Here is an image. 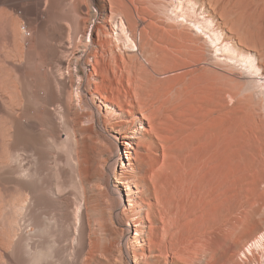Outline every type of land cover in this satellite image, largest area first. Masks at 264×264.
Returning a JSON list of instances; mask_svg holds the SVG:
<instances>
[{
	"label": "rangeland",
	"instance_id": "374dc122",
	"mask_svg": "<svg viewBox=\"0 0 264 264\" xmlns=\"http://www.w3.org/2000/svg\"><path fill=\"white\" fill-rule=\"evenodd\" d=\"M122 1L133 9L136 38L149 24L146 16L152 12L160 21L176 26L194 40L204 59L195 62L193 67L202 74L205 82L201 85V92L193 90L190 95L210 100L213 93L212 106L219 114L231 116V125L221 130L228 141L217 150L220 156L218 165L212 163L207 173L199 168L192 171L186 166L169 167L158 184L159 199L155 198L151 187L144 194L143 201L154 207L150 217L158 227L161 239L164 231L158 212L162 204H166L174 209L178 207L181 213L180 202L185 204L181 186L186 190L200 183L196 194L189 195L197 205L204 185L228 178L230 186L226 200L220 201L219 214L229 217L235 229L215 244H210L202 235L204 232L194 228L182 232L173 230V236L160 247L161 252L159 248L155 252L159 255L158 262L146 263L141 259L140 264H253L248 248L264 230V0ZM13 2L18 4L16 9L0 4V12L8 13L7 20L0 16V126H3L0 130L3 135L1 137L0 133V201L11 205L17 199H23L26 188L31 189L37 200L36 216L41 226V247L38 250L41 256L36 258V251L27 255L23 244L10 245L6 240L3 253L9 257L0 251V264H134L131 253L127 258L124 252L118 251L119 240L127 249L124 236L113 235L116 242L113 249L109 252L103 250L106 243L104 235H99V225H104L106 214L113 205L108 184L113 182L110 170L114 150L93 121L92 112L97 111L98 104L86 108L82 96L84 90L71 88L72 83H79V78L85 80L82 65L85 56L82 57L81 52L82 60L78 63L72 61L80 50H90L81 42V36L86 31L87 36L92 33L93 43H98L95 29L98 19H92L89 24L87 13L98 16L103 4L109 16L108 0H48L50 4L44 0L49 4L44 14L42 8L37 12L29 1ZM180 3L186 21H181ZM141 8H146L147 14L136 11ZM175 13L178 19L172 20ZM78 19L81 32L74 30ZM194 21L209 22L221 41L228 42L234 52L231 56L235 58L227 59L220 52L216 53L206 35L193 26ZM157 39H161L159 34ZM114 50L118 59L133 61L130 73L147 69L162 83L179 80L190 70L173 61H164L158 65L159 69H154L152 63L145 60V56L150 58L148 54L142 53L143 57L135 55L134 59L125 45ZM248 54L256 59L258 70L246 68L241 57ZM100 77L98 95L104 96V74L103 81ZM59 81L65 83L61 91L56 85ZM192 98L188 103L191 109L197 104ZM60 102L66 105V122L58 127L50 123L49 114H58ZM207 103L209 109V101ZM186 113L193 120L195 114L190 109ZM16 134L19 142L14 144ZM157 145L155 152L161 154L160 143ZM120 149V155L124 156L121 153L123 148ZM25 172L23 189L18 180ZM204 172L207 175L203 180ZM8 211L13 213V206ZM80 211L83 214L81 221L78 218ZM26 223L18 228L17 234L29 231ZM81 234L85 239L82 246L79 243ZM13 238L15 236L11 235ZM262 259L264 257L258 255L260 263L264 262Z\"/></svg>",
	"mask_w": 264,
	"mask_h": 264
},
{
	"label": "bare ground",
	"instance_id": "6f19581e",
	"mask_svg": "<svg viewBox=\"0 0 264 264\" xmlns=\"http://www.w3.org/2000/svg\"><path fill=\"white\" fill-rule=\"evenodd\" d=\"M24 1L34 4L37 12L42 8L43 14L45 7L50 4L48 0L49 4L44 0ZM99 2H104V0H99ZM117 2L118 0H108L109 16L103 4L100 6L98 16L87 13L89 24L92 19H98L95 25L98 43H93L92 33L87 36L86 31L81 36V42L88 45L90 50H80L77 57L76 55L75 57L72 56V61L80 62L82 60L81 52L82 57L85 56L82 64L85 70V80L79 78V83H72L71 88L84 90L82 96L86 108L96 106L95 103L98 104L95 107L97 111L92 112L93 121L96 126H99L114 150L110 170L113 182L108 184L113 205L106 214L107 222L105 221L104 225H99V235H104V242L106 243L103 250L109 252L113 249L116 243L113 235L118 234L119 238L126 237L127 245V249H125L120 240L117 241L119 253L124 252L127 258L130 257L131 253L134 264H140L141 259H144L146 263L158 262L159 255L155 252L158 248V251L161 252L160 247L167 238L173 236V230L182 232L194 228L199 232H204L202 235L209 239L210 244H215L230 235L235 229V225L229 217L219 214L220 201L226 200V193L229 190L230 181L228 178L204 185L197 205L195 199H190L189 195L196 194L200 189L198 187L200 183L198 182V186L191 185L186 190H183V186H181L180 192L185 194V204L183 201L180 202L181 213L178 207L174 209L166 204H162L163 207L158 212L164 231L161 239L158 236L159 229L150 217L154 207L151 203L147 204L143 201L144 194L151 187L155 198L159 199L160 188L158 184L162 181L164 171L169 167L175 169L178 166H186L190 167L192 171L199 168L206 170L207 173L212 163L217 162L218 165L220 156L217 150L222 144H227L228 141L227 135L221 134V130L222 128L225 130L231 125V116L219 114L212 106L213 93H211L210 100H206L204 96L192 98L190 95L193 90L201 92V85L205 82L202 74H198L199 71L193 67L195 62L199 63L204 59L194 40L176 29V26L160 21L152 12L146 16L148 19L146 21H149V24L142 28L138 38H136L133 34L135 27L133 9L122 0H119V4ZM15 3L13 0H0V4L12 9L18 7V4ZM179 8L181 21H186L187 16L183 12L181 3ZM136 11L145 15L148 10L141 8L140 10L136 9ZM7 14L4 10L0 12V16L6 20ZM175 19H178L176 13L172 20ZM137 23L139 22L137 21ZM208 23L194 21L193 26L206 35L208 43L214 47L216 53L220 52L227 59L235 58L232 57L234 52L227 44L228 42L223 43ZM80 29L81 23L78 19L74 30L81 32ZM158 34L161 36L160 40L157 39ZM86 38H88L87 42ZM120 45H125L134 59L135 55L148 54L150 58L147 59L145 56V60L150 61L154 69H159L158 65L164 61H173L178 66H183L184 69L190 68V70H187L179 80H169L163 83L154 78L147 69H142L135 74L130 73L133 61H128L122 57L118 59L115 54V47ZM241 58L248 70H258V66L255 64L256 59L252 55L248 54ZM147 61L144 63L146 66L148 65ZM149 66L151 68V65ZM102 74H104V81L101 78ZM98 76H101L100 78L104 82V96L98 95L101 88ZM56 85L59 91L65 87L63 81H59ZM15 97H18V94ZM190 98L195 99L197 103L192 109L188 106V103L191 102ZM11 106L13 107V103ZM189 109L195 114L193 120H190L186 113ZM65 112L66 105L60 102L58 114H49L50 123L53 126H64L66 122ZM2 129L3 126L1 125L0 130ZM156 141L160 143L161 154L155 152L158 148ZM18 142L19 138L16 134L13 143ZM120 148H123L124 151L121 153L124 156L120 155ZM212 149L216 150L212 152ZM190 151L191 154L188 155ZM19 156L18 154L17 157ZM26 173L22 175V179L18 180V184L23 189H25L23 179L26 178ZM206 173L204 172V176H202L203 180L207 175ZM148 182L151 183V186L148 185ZM221 194L222 196H220ZM11 206L14 208L13 213L8 211ZM37 210V200L32 196L29 188L25 189L23 199H17L11 205L0 201V251L2 253L7 240L10 245L19 246L23 244L27 255H32L36 251V258H40L41 252L38 250L41 247V226L37 221ZM76 211L78 212V209ZM78 218L80 221L83 219L82 211H80ZM25 222L30 227H28L29 231L25 229L26 232L23 234H17L18 228L21 229L20 226ZM11 235L15 238L11 239ZM79 243L80 246L85 243L82 234L79 236ZM251 243L248 248L250 261L253 264H264V262L258 261V255L264 257V230L259 232ZM52 244L55 246L56 241L53 240ZM72 255L71 253L70 256ZM5 257H9L8 254Z\"/></svg>",
	"mask_w": 264,
	"mask_h": 264
}]
</instances>
